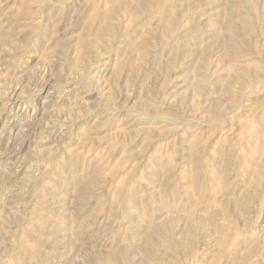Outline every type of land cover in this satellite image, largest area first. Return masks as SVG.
<instances>
[{
  "label": "rangeland",
  "instance_id": "1",
  "mask_svg": "<svg viewBox=\"0 0 264 264\" xmlns=\"http://www.w3.org/2000/svg\"><path fill=\"white\" fill-rule=\"evenodd\" d=\"M0 264H264V0H0Z\"/></svg>",
  "mask_w": 264,
  "mask_h": 264
},
{
  "label": "bare ground",
  "instance_id": "2",
  "mask_svg": "<svg viewBox=\"0 0 264 264\" xmlns=\"http://www.w3.org/2000/svg\"><path fill=\"white\" fill-rule=\"evenodd\" d=\"M62 125V124H61ZM65 125V124H64ZM63 126V125H62Z\"/></svg>",
  "mask_w": 264,
  "mask_h": 264
}]
</instances>
